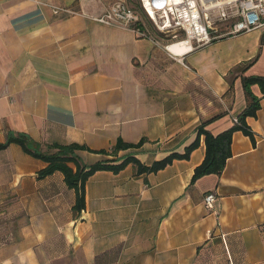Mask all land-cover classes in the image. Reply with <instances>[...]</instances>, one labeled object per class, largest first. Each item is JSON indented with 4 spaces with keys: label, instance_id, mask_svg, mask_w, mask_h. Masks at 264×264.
Segmentation results:
<instances>
[{
    "label": "crops",
    "instance_id": "obj_1",
    "mask_svg": "<svg viewBox=\"0 0 264 264\" xmlns=\"http://www.w3.org/2000/svg\"><path fill=\"white\" fill-rule=\"evenodd\" d=\"M113 1L0 0V142L8 131L43 151L144 139L116 157L151 164L183 152L203 121L218 115L212 134L233 124L246 104L239 75H264V25L172 53L147 25L138 33L95 21ZM246 121L255 144L234 132L219 175L190 183L201 137L188 159L157 172L96 171L76 213L63 174L39 177L46 163L10 143L0 150V264H264V97ZM76 153L85 164L115 157Z\"/></svg>",
    "mask_w": 264,
    "mask_h": 264
},
{
    "label": "trees",
    "instance_id": "obj_2",
    "mask_svg": "<svg viewBox=\"0 0 264 264\" xmlns=\"http://www.w3.org/2000/svg\"><path fill=\"white\" fill-rule=\"evenodd\" d=\"M129 2L130 3H128V5L140 15L141 26L147 25L148 27H151L150 22L146 20H150V18L143 11L140 0H129ZM154 32L163 38L159 32L155 30ZM263 37L264 35L261 37V41ZM254 60L255 59L245 63L242 67L238 68V70L244 71L253 63ZM239 76L246 104L245 107L236 115L237 121H233V124L229 128L217 134L209 132L206 125L218 115L209 120L203 121L195 129L196 135L194 140L184 148L183 152L172 151L163 158L153 161L151 164H144L133 155L116 157L120 150L139 147L143 143L144 139H140L137 143H129L118 139L109 150H91L86 145L76 142L65 144L53 142L46 145L48 150L43 151L27 134L8 131L5 140L0 142V150L6 148L10 143H16L20 145L23 151L27 154L43 160L46 165L38 171L39 177L50 175L56 171L61 172L64 176L66 185L69 188H73L75 191V202L73 205V211L75 213L80 212L85 207V183L87 179L96 171L110 170L117 173L127 164L132 163L135 166L137 174L157 172L158 170L171 164L176 159H188L191 152L198 147L200 138L203 137L205 153L203 160L193 169V173L190 178V183L192 184L205 175H219L222 172L226 160L231 156V141L234 132L240 131L243 135L249 137L252 143L255 144V134L248 125L246 118L255 117L260 108L261 98L264 97V75L241 74ZM229 85V89L231 90L233 87V80L230 81ZM253 85H257L259 87L261 92L260 96L253 93L251 89ZM77 150H88L98 153L111 154L115 157L112 159L97 161L92 164H85L77 155ZM71 164L74 166H71Z\"/></svg>",
    "mask_w": 264,
    "mask_h": 264
},
{
    "label": "built area",
    "instance_id": "obj_3",
    "mask_svg": "<svg viewBox=\"0 0 264 264\" xmlns=\"http://www.w3.org/2000/svg\"><path fill=\"white\" fill-rule=\"evenodd\" d=\"M141 7L155 27L172 42L189 43L191 48L210 44L215 39L248 32L264 25V0H140ZM53 13L71 12L66 7H53ZM109 25L129 27L141 32L140 15L125 1L116 0L93 17ZM216 22L226 23V31L218 33ZM234 121H237L234 117ZM204 205L213 208L215 194H205Z\"/></svg>",
    "mask_w": 264,
    "mask_h": 264
},
{
    "label": "rangeland",
    "instance_id": "obj_4",
    "mask_svg": "<svg viewBox=\"0 0 264 264\" xmlns=\"http://www.w3.org/2000/svg\"><path fill=\"white\" fill-rule=\"evenodd\" d=\"M146 20L150 22V26L152 27V29H154L155 31H157L161 34V36L163 37V40L165 42H167V43L172 42V39L168 38L163 32H160L150 20H148V19H146ZM216 27L218 28V31H219L218 33H223L226 31V23H224V22H216Z\"/></svg>",
    "mask_w": 264,
    "mask_h": 264
},
{
    "label": "bare ground",
    "instance_id": "obj_5",
    "mask_svg": "<svg viewBox=\"0 0 264 264\" xmlns=\"http://www.w3.org/2000/svg\"><path fill=\"white\" fill-rule=\"evenodd\" d=\"M169 48L175 53H181L187 49H192L189 43L186 44L184 42L170 44Z\"/></svg>",
    "mask_w": 264,
    "mask_h": 264
}]
</instances>
